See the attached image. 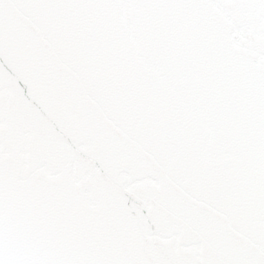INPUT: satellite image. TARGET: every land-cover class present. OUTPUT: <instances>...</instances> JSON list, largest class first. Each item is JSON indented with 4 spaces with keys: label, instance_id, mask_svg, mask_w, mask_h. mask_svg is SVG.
Returning <instances> with one entry per match:
<instances>
[{
    "label": "snow or ice",
    "instance_id": "obj_1",
    "mask_svg": "<svg viewBox=\"0 0 264 264\" xmlns=\"http://www.w3.org/2000/svg\"><path fill=\"white\" fill-rule=\"evenodd\" d=\"M0 264H264V0H0Z\"/></svg>",
    "mask_w": 264,
    "mask_h": 264
}]
</instances>
